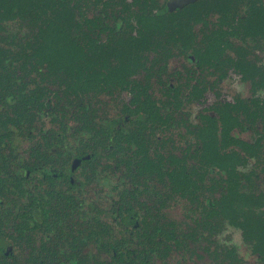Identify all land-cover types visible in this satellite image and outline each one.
Segmentation results:
<instances>
[{
	"label": "trees",
	"instance_id": "obj_1",
	"mask_svg": "<svg viewBox=\"0 0 264 264\" xmlns=\"http://www.w3.org/2000/svg\"><path fill=\"white\" fill-rule=\"evenodd\" d=\"M166 1L0 0V264L8 262L1 257L2 236L10 234L3 221L29 217L31 212L39 217L42 207L37 197L28 205L20 199L25 168L36 164L22 167L15 140L37 137L46 150L62 144L67 131L64 121L60 130L52 128L49 133L32 125L36 110L45 105L41 98L51 91L55 110L67 115V105L81 113L90 107L83 99L87 90L95 94L115 91L112 97L120 105L121 90L131 94L120 110L133 115L135 125L117 129L112 119L105 127L99 125L93 138L100 143L97 136L102 133L105 140L111 137L113 142L105 148L111 147L113 154L125 159L129 155L123 150L131 145L140 158L130 164L146 173L144 178H156L161 184H155L140 201L143 227L151 229L142 236L160 239H149V250L166 257L173 242L181 251L193 252L199 246L214 264H264V0H194L175 10ZM233 39H237L236 46ZM169 44L189 52L204 67V77L191 84L190 94L195 92L197 100L215 85L209 82L210 75L217 82L229 72L249 83L251 95L216 98L201 107L194 122L179 91L168 98H151L147 92L150 79L155 70L167 67L172 55ZM137 73L142 74L141 80L133 77ZM28 79L35 86L26 90ZM53 84L57 86L54 90L49 87ZM93 112L101 114L98 109ZM151 145L158 162L150 157ZM30 152L41 155L37 146ZM52 155L45 153V162L37 164L50 186ZM186 156L194 161L187 162ZM132 168L128 164L130 175H134ZM173 195L189 204L181 223L164 211ZM70 198L62 199V212L66 208L74 211ZM122 204L123 219L137 216L139 210H134L133 203ZM47 209L52 218L67 217L57 207ZM76 212L80 217V211ZM93 217H100L98 210ZM235 229L241 241L234 239ZM124 239L115 240L116 252L121 251ZM240 242L253 259L245 258ZM100 261L95 259L94 264ZM106 264H156V259L112 256Z\"/></svg>",
	"mask_w": 264,
	"mask_h": 264
},
{
	"label": "flooded vegetation",
	"instance_id": "obj_2",
	"mask_svg": "<svg viewBox=\"0 0 264 264\" xmlns=\"http://www.w3.org/2000/svg\"><path fill=\"white\" fill-rule=\"evenodd\" d=\"M193 1L186 0L180 5H172V0H167L166 4L170 10H175L183 8ZM233 41L236 46L237 39H233ZM168 47L172 53L168 59V65L164 70L154 71V75L150 79L151 87L147 89V92L151 94V98L157 100L168 98L179 91V95L182 94L180 97L185 100L188 106L192 122L198 120V112L203 105H207L216 98L221 100L223 97H228L221 94V88L228 80H237L242 84L245 83L247 87L246 94L236 91L230 97L251 95L249 83L241 81L236 74L229 72L224 79L217 82L213 81L214 76L210 75L209 82L215 85L206 88L203 95L197 100L195 92L190 94L193 90L191 84L198 83L199 79L204 77V67L196 64V60L189 52L171 44ZM231 56L235 57L233 52ZM133 77L141 80L142 74L137 73ZM35 78L39 80V77ZM187 79L190 82L189 85L186 84ZM34 86V83L28 79L26 90ZM49 87L53 90L57 88L55 84L49 85ZM200 87H203V82L199 83ZM121 91L119 98L122 103H127L131 94L128 90ZM108 92L104 90L95 94L93 91L87 90L83 94V99L85 103L90 102V107L81 109V113L67 107L64 105L66 103L61 101L60 103L70 110L67 115L55 110L54 94L51 91L48 92V97L41 98L43 104L47 105L46 102H49V106L43 105L39 110H36L32 125L39 131L48 132L52 128L60 130L64 121L67 131L61 137V140H64L63 143L59 142L58 146L53 145L49 150H46L42 139L37 142V137L31 138V140L28 136H23L21 139L15 140L18 151L21 152L22 167L25 164L30 166L36 164L31 169L25 168L24 193L20 199L23 200L24 205H28L34 197H37L43 209L40 208L39 217L36 213L31 212L27 214L29 217L14 218L8 222L3 221L8 224L7 231L10 234L2 236L5 243L1 257L7 258V264H94L95 259L101 260L99 262L101 264H106L112 256L137 259L153 257L156 259V264H203L201 260H198V257L204 253L208 256L207 260L214 264L208 253L199 246H195L193 252L184 248L181 251L176 249L172 242L168 245L171 250L166 257H160L154 249H148V241L152 238L142 235L151 229L143 227L141 218L143 210H139L140 201L151 193L155 184L162 186L154 180L156 178H144L148 177L147 174H142L139 169L135 168V165L130 164L132 161L136 163L140 158L139 154L136 155L133 152L131 145L127 150H123V152L127 151L125 154L129 155L125 159L122 154L118 156L113 154L111 147L105 148L113 142L111 137L105 140V134L102 133L100 137L96 135L100 139V143L99 140L93 138V133L99 128V125L105 127L112 119L114 128L117 129H126L135 125L132 121L133 115L126 110L121 111L122 103L121 105L117 104L112 97L116 92L113 91L112 95ZM209 94H211L210 98ZM62 96L60 94L59 97ZM188 98L189 100H187ZM207 98H209L208 101ZM130 107L133 106L130 105ZM94 109H98V113L101 112L100 116L93 112ZM29 110H31L30 107L27 111L29 112ZM28 118L31 119L30 114ZM29 123L30 121L27 122V127H30ZM172 130L171 128L170 133ZM174 140L175 143H178V138ZM179 141L182 146H185L186 142L183 138H180ZM166 144L171 146V141ZM36 146L41 154L39 156L31 155L30 152L31 148ZM148 151L152 154L150 157L158 162L159 157L154 154L157 152L155 147L149 146ZM47 152H53L54 166L48 168L50 176L53 177L52 186L48 184V177L44 170L37 167L39 162L41 164L45 162V153ZM188 157L185 158L187 162L194 161L192 156ZM163 161L165 160H160V162ZM127 163L135 168H132L134 175L128 173ZM93 170H96L94 175L92 174ZM66 195L74 200L71 203L74 211L66 208L62 212L61 206L64 202L61 201L65 199ZM52 201L56 203L51 204ZM125 201L133 203L134 210H139L137 216L130 215L129 219L122 218L124 213L123 210H120V206H123L122 203ZM48 202H50L49 205L46 204ZM146 202L150 203L148 200ZM50 206L59 208L61 214L67 215V217L52 218V212L47 209ZM76 209L80 211V217L77 216ZM95 209L98 210L99 218L93 217ZM188 209L189 204L185 200H182L178 195H173L164 211L176 223H181L186 212L189 211ZM10 224H20L21 227ZM233 231L234 234H238L241 241L239 230ZM19 232L22 234H18ZM94 234L97 237L94 238ZM121 236L125 238L122 240L125 244H121V251L116 252L119 247L115 240L120 239ZM152 240L160 239L156 237ZM242 245L243 243L240 242L241 249L245 250Z\"/></svg>",
	"mask_w": 264,
	"mask_h": 264
},
{
	"label": "rangeland",
	"instance_id": "obj_3",
	"mask_svg": "<svg viewBox=\"0 0 264 264\" xmlns=\"http://www.w3.org/2000/svg\"><path fill=\"white\" fill-rule=\"evenodd\" d=\"M236 91L242 92L243 94H246L247 93L246 84L245 83L242 84L237 80H228V81H226V83L221 88V94H223L224 96H228V97H230ZM208 97L210 98L211 94H209ZM209 98H207V101L209 100ZM233 237L237 242L240 241L238 234L233 233ZM239 249H240V247H239ZM242 253L245 255V258L253 259L252 256L247 254L246 250H242ZM207 258H208V256L206 254L202 253V255H200V257H198V260L199 261L201 260L203 264H213L211 261L207 260Z\"/></svg>",
	"mask_w": 264,
	"mask_h": 264
},
{
	"label": "water",
	"instance_id": "obj_4",
	"mask_svg": "<svg viewBox=\"0 0 264 264\" xmlns=\"http://www.w3.org/2000/svg\"><path fill=\"white\" fill-rule=\"evenodd\" d=\"M186 0H172V5H180L184 3Z\"/></svg>",
	"mask_w": 264,
	"mask_h": 264
}]
</instances>
